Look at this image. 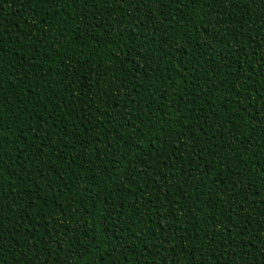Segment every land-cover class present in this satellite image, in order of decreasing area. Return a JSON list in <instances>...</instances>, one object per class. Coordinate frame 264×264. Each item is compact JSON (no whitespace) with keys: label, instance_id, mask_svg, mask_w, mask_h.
Instances as JSON below:
<instances>
[{"label":"trees","instance_id":"trees-1","mask_svg":"<svg viewBox=\"0 0 264 264\" xmlns=\"http://www.w3.org/2000/svg\"><path fill=\"white\" fill-rule=\"evenodd\" d=\"M213 8L209 35L202 0H0V264H264V2ZM34 148L63 180L29 207Z\"/></svg>","mask_w":264,"mask_h":264},{"label":"snow or ice","instance_id":"snow-or-ice-1","mask_svg":"<svg viewBox=\"0 0 264 264\" xmlns=\"http://www.w3.org/2000/svg\"><path fill=\"white\" fill-rule=\"evenodd\" d=\"M43 3H45L48 7H59V0H42ZM198 2H200V0H187V4L188 6H194L196 5ZM203 3H205L207 5V11L205 13L206 16H208L210 18V25L208 27V32L209 35H212V29L213 28H217L218 29V24L219 22L217 21V24L212 25L211 24V19L216 17L218 14L215 10V8H213V4L218 2V0H202ZM220 3H222L225 6H229V7H235L237 6V0H219ZM241 3L244 2V0H240ZM262 2H264V0H262ZM169 3H177L178 5H183L184 4V0H152V4L154 7H159V8H163V9H167V6ZM247 3L249 4H255L257 3V0H247ZM168 13L165 11L164 15L166 16ZM81 24L85 25V30H88L90 33L91 32H95L96 29L100 26L99 22L97 21L96 23H91L88 22L86 18L82 19L80 21ZM0 29H3V24H0ZM243 36L242 32L237 33V39ZM214 39L216 37H213ZM9 39H11V37L9 36ZM112 34L111 32H109L107 35L104 36L103 40L105 43L109 42L110 40H112ZM43 41L41 40V43ZM192 41L189 40L186 43H191ZM3 32L0 31V49H2L3 47ZM36 51H39V49L37 48ZM173 59L177 60L178 64H183L184 63V59L185 57H188V62L191 63V56H189V54L187 52L184 51L183 48L181 47H176L173 49ZM223 59H227V57H224ZM226 66V65H225ZM74 65H67L65 66L64 71H62L61 75L65 76L67 75L68 72L72 71L74 69ZM0 69H2V64H0ZM260 76L262 79H264V65H261L260 67ZM239 78V77H237ZM29 79H31V77H29ZM4 80L2 79V72H0V93L3 92L4 90ZM243 83V81H242ZM26 81H21V90L22 91H31L30 87H26ZM83 87V86H82ZM213 87H215V84H213ZM236 94L239 97V100L237 101V103H239L241 110L243 111H247L248 107L251 105L252 101L248 98L247 95H241L239 89H236ZM105 95H107V93H105ZM262 98H264V96H262ZM5 98L0 95V109H3L4 107H6V105L3 103V100ZM14 106V105H13ZM0 119H2V116H0ZM185 120H187L188 118L185 117ZM204 123H207V121H204ZM261 124H264V114L261 115ZM39 127V126H38ZM3 128V124H0V129ZM188 133L192 136V140H193V153H194V146L196 143V138H195V134L192 133L191 128L188 129ZM23 133L21 134L20 137H17L16 141H13L11 143H16L18 144L20 142V140L22 139ZM184 134L181 133L180 134V143L184 144V150H188L189 145L184 142L183 139ZM35 139L39 140V136L35 137ZM98 139V137H97ZM164 143H167V141H164ZM47 147H51V145H48ZM107 147V145H106ZM210 150V149H209ZM38 154V158L33 159L31 165H27L26 162H20L18 164L19 170L21 172H23L25 174V176H31L34 177L35 180L33 181V183L35 184V188L39 189L40 191H36L33 193H26L25 195L29 196V198L31 199V203L29 204V207H35L36 206V200L40 198L41 192L46 188L48 190V192H55L57 190L56 188V184L59 181L63 180V177L60 176L59 171L57 169V165L52 164L51 163V156L56 155L55 152L49 154L44 152L42 149L39 148H34L33 149V155H37ZM6 155V149H5V142L3 139V133H0V169H3L5 166H7L8 168H11L14 166V164L9 163L6 165V162L4 161V156ZM173 155H180V160L177 161L178 163L183 164V156L181 155V150L179 147H177L176 152L173 153ZM11 159V158H10ZM60 157H57V160H59ZM136 169L133 167V171H135ZM103 171V169H102ZM11 174V173H10ZM131 175V173L129 174ZM232 173L229 172V177H231ZM162 178H166L163 174H161ZM149 179H152L151 176H146L145 177V182ZM42 181V182H40ZM221 183H223V180L220 181ZM121 183H123V181H121ZM155 183V181H154ZM238 183V181H237ZM156 186L159 187V183H156ZM19 187V185L17 186ZM86 190V188L84 189ZM249 191H251V189L249 188ZM24 197L23 196H17L15 195V193L12 196V201L15 202L17 200H22ZM4 197L0 196V239L4 238V227H5V218H6V214L9 211H15V209H13L11 207V204H9L8 206L5 205L4 202ZM158 199V197H157ZM185 199H187L185 197ZM45 203H47V201H45ZM192 213V209L191 207H186L185 208V215L191 214ZM25 217L21 216L20 219H24ZM30 218V214L29 217ZM121 222H123L124 220V216L123 214H121ZM209 232H212V229H209ZM127 242L126 241H122L120 246H125ZM227 246V245H225ZM2 245H0V249H2ZM175 247V246H174ZM44 264H47V260L45 259ZM113 264H115V262H113Z\"/></svg>","mask_w":264,"mask_h":264}]
</instances>
